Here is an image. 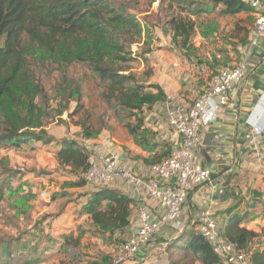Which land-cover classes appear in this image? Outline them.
Listing matches in <instances>:
<instances>
[{"label": "trees", "instance_id": "obj_1", "mask_svg": "<svg viewBox=\"0 0 264 264\" xmlns=\"http://www.w3.org/2000/svg\"><path fill=\"white\" fill-rule=\"evenodd\" d=\"M138 1L0 0V151L28 145L39 149L55 143L58 164L79 178L76 185L88 184L83 174L90 167L93 151L84 143L95 130L89 126L90 114L81 100L84 94L76 85L79 96L70 112L68 68L77 64L87 69L109 109L120 118H130L125 123L130 134L138 142L143 141L144 111L165 102L168 96L160 84L149 82L154 71L147 56L151 49L145 42L144 21H150L134 12L133 2ZM146 1L151 7L157 3L155 20L168 28L172 44L189 60L193 59L194 38L202 15L216 12L223 18L253 12L246 0ZM244 23L234 21L233 36L240 42L248 38L251 30ZM138 62H144L147 69L135 71L133 65ZM39 65L56 69L68 83L61 92L65 101L61 109L51 106ZM66 111L81 132L54 142L46 126L55 114ZM79 116L80 120H74ZM170 153L171 148L167 147L161 155L165 158ZM21 174L20 169L9 167L0 156V201L6 190H13L12 184L21 179L17 178ZM19 185L18 190L22 188ZM263 196L237 199L226 209L227 216L222 221V237L246 252L251 264H264V227L256 231L244 224L258 212L264 216ZM132 204L130 197L113 187L97 186L83 205L81 223L73 230H58L61 242L47 245L45 252L55 249L69 259V264H83L85 238L120 245V237L130 224ZM171 248L179 252L172 253L170 264H234L225 260L199 230L184 229ZM113 251L102 253L99 261L89 264H113L117 250ZM35 253L42 251L35 248L29 252V260L34 259ZM13 260L10 246L0 242V264H13Z\"/></svg>", "mask_w": 264, "mask_h": 264}, {"label": "crops", "instance_id": "obj_2", "mask_svg": "<svg viewBox=\"0 0 264 264\" xmlns=\"http://www.w3.org/2000/svg\"><path fill=\"white\" fill-rule=\"evenodd\" d=\"M249 14L254 13H240L230 18L237 21ZM234 28L235 24H231L228 32L227 29L223 31L225 36L222 42L223 50L220 53L216 52L220 63L194 62L184 57L172 61L169 55L174 57L173 52L176 51V47L170 43L165 49L168 53L166 58L157 65L152 64L157 68L151 66L154 73L149 81L160 84L168 97L165 102L144 111L145 120L141 134L143 141L138 142L126 126L119 136L112 130L108 131L107 134L112 137V142L109 139L103 140L108 141L106 147L108 152L120 156L122 165L131 168L139 176L150 177L151 165L163 159L161 154L167 150V147L172 150L183 143L182 135L167 122L165 106L178 100L192 105L208 87L212 76L219 68L232 67L239 63L245 65L246 75L237 85L228 103L220 106L214 114V120L204 124L200 130L201 142L194 151V159L211 170V180L197 186L187 196L182 220L185 224L184 229L188 231L198 230L202 214L207 209L214 213L222 228V221L227 216L226 209L237 199L264 195V172L259 161L246 146V138L253 127L264 126V37L256 39L253 26L250 27L251 34L249 33L248 38L240 42L233 36ZM165 51H161V55L164 56ZM179 61L182 65L181 69L188 71L185 85L178 76ZM156 69L158 72H155ZM161 71L163 74L158 77ZM45 147L46 145H43L39 149ZM53 147L54 155L55 143ZM54 158L56 159L55 155ZM63 185L65 186V183ZM111 187L133 200L130 224L124 235L120 237L123 241L137 231L138 211L142 204L150 208L155 218L159 220L164 218L165 211L159 207L157 199L148 193L135 191L134 186ZM95 189L96 187L91 184L70 185L65 188L70 194L66 192V195H55L56 201L60 200L64 209L62 216L66 220V228L61 229L62 231L73 230L81 223L83 205L89 193ZM48 198L49 194L45 192V201L48 202ZM244 225L259 231L249 222ZM180 235L181 231L175 230L172 222H163L152 242L124 264H170L172 253L179 252L171 248V242L179 239Z\"/></svg>", "mask_w": 264, "mask_h": 264}, {"label": "rangeland", "instance_id": "obj_3", "mask_svg": "<svg viewBox=\"0 0 264 264\" xmlns=\"http://www.w3.org/2000/svg\"><path fill=\"white\" fill-rule=\"evenodd\" d=\"M133 4H136L134 12L141 19L148 18L150 21L149 24L144 21L145 42L151 49L147 56L150 67L152 64L157 65L168 55L165 49L170 43H173L171 33L167 27L155 20L154 13L158 7L157 3H154L152 7L148 5L146 0H139ZM239 20L245 22L249 27H253L255 15L249 14L239 18ZM231 24L234 25V19L222 18L216 12L202 15L198 19L197 35L194 38V48L191 53L193 59L191 60L201 63L206 61L220 63V58L216 56V52L220 53L223 50L222 42L225 38L223 31L227 29L228 32ZM139 48L143 49V46H139ZM133 49L137 50V46H134ZM161 51H165L164 56L161 55ZM173 55L175 58L169 55L172 61L183 57L188 59L178 48L173 52ZM156 65L152 67L157 68ZM173 66L176 67L175 64ZM133 67L137 72H143L147 69L144 62L135 63ZM38 68L43 85L51 97V106L61 109L65 102L62 101L61 92L68 83L63 81L61 73L51 66L39 65ZM178 68L180 69L178 76L182 79V84L185 85L188 71L181 69V62ZM155 72L158 70L156 69ZM161 73L163 74V71L157 76L161 77ZM68 74L67 78L71 83L68 87L72 91L70 112L75 108L76 98L79 96L75 89L76 85L84 94L81 100L84 109L90 114L88 117L89 126L95 130V134L85 140V146L93 151V147L101 146L103 140L109 139L112 142V137L107 134L108 131L112 130L119 136L130 118L127 116L120 118L109 109L108 104L102 98L101 90L87 69L81 64L68 68ZM80 119V116L74 118V120ZM46 130L54 142L59 141L62 137H74L81 132L80 128L72 122L67 111L59 116L55 114V118L49 120ZM53 146L54 143L46 145L40 150L28 145L21 148H4L0 151V156L5 158L9 167L20 169L22 172L21 176H17L21 179L13 182V190H6L3 199L0 201V242L7 243L12 249L13 264H69V259H65L55 249L45 252L47 245H57L55 242H61L58 230L66 228V220L62 216L63 204L60 200L56 201L55 195H66L70 191H65V188L70 185L74 186L79 182V178L72 174L70 169L58 165L53 155ZM20 183L22 188L18 190ZM62 183H65V186ZM45 192L49 194L48 202L44 199ZM248 222L259 231L264 227V218L261 214ZM83 244V250L86 253L83 257V264L99 261V256L102 253H113V250H118L120 246L105 240L89 238H85ZM35 248L41 250L42 253H35L34 259L29 260V252Z\"/></svg>", "mask_w": 264, "mask_h": 264}, {"label": "built area", "instance_id": "obj_4", "mask_svg": "<svg viewBox=\"0 0 264 264\" xmlns=\"http://www.w3.org/2000/svg\"><path fill=\"white\" fill-rule=\"evenodd\" d=\"M255 15L256 39L264 37V0H248ZM246 67L239 63L232 67H221L212 76L208 87L192 105L181 100L168 103L165 114L168 124L183 137L181 146L171 150L162 160L150 167L151 176L143 177L121 164L117 153L106 150L108 141L94 146L91 163L83 179L93 186H134L135 191L148 193L157 199L165 211L163 219L155 218L150 208L142 204L138 211V228L119 246L113 264L126 261L147 246L163 222H172L177 231H183V206L190 191L211 180V170L194 159V151L201 142L202 126L214 120L218 108L228 103L237 85L244 79ZM246 146L259 161L264 172V126L253 127L246 138ZM198 230L227 261L234 264H251L250 256L239 250L236 244L222 237L221 225L214 213L207 209L202 214Z\"/></svg>", "mask_w": 264, "mask_h": 264}, {"label": "water", "instance_id": "obj_5", "mask_svg": "<svg viewBox=\"0 0 264 264\" xmlns=\"http://www.w3.org/2000/svg\"><path fill=\"white\" fill-rule=\"evenodd\" d=\"M173 242H174V240L171 243H173Z\"/></svg>", "mask_w": 264, "mask_h": 264}]
</instances>
